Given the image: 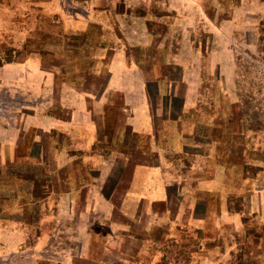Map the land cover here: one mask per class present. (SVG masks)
<instances>
[{"label":"rangeland","instance_id":"obj_1","mask_svg":"<svg viewBox=\"0 0 264 264\" xmlns=\"http://www.w3.org/2000/svg\"><path fill=\"white\" fill-rule=\"evenodd\" d=\"M0 205V264H264V0H0Z\"/></svg>","mask_w":264,"mask_h":264},{"label":"crops","instance_id":"obj_2","mask_svg":"<svg viewBox=\"0 0 264 264\" xmlns=\"http://www.w3.org/2000/svg\"><path fill=\"white\" fill-rule=\"evenodd\" d=\"M136 69L137 68L133 63H129L124 57L120 56V58H118L114 63H111L109 78L106 86H108L109 90L117 91L122 94L124 106L129 107L131 111L129 126L132 127L133 131L141 135L149 136L150 138H156L154 117L159 114L156 109H152L150 97L147 94V82L143 79L141 73L135 72L137 71ZM191 99L192 96L188 95L183 98L180 114L186 113L191 109L193 105ZM103 103L104 102L99 103V105H103ZM179 118H181V115H179ZM88 122V119H85V123ZM85 139L87 140V137H85ZM159 174V170L156 168L140 165L135 169L134 179L136 182H146L150 180V178H154V182H160ZM164 187L158 185L157 190L155 189L156 193H154L156 195H153L151 198L158 197V199H162L164 197ZM0 211L2 214L4 212L6 213V209L3 211V207L1 205ZM6 216L8 217L9 213L7 215L0 216V221H3V224L5 223L4 221L9 218ZM12 222L15 223V219ZM6 225L9 227L10 224Z\"/></svg>","mask_w":264,"mask_h":264}]
</instances>
